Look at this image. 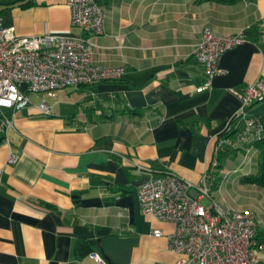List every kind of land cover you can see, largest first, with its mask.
I'll use <instances>...</instances> for the list:
<instances>
[{
    "label": "crops",
    "instance_id": "0c3cea01",
    "mask_svg": "<svg viewBox=\"0 0 264 264\" xmlns=\"http://www.w3.org/2000/svg\"><path fill=\"white\" fill-rule=\"evenodd\" d=\"M229 1V2H228ZM102 33L91 39V61L123 67L116 82L58 89L0 119V264H173L163 237L173 225L141 213L145 179L170 174L190 183L208 176L217 205L235 199L258 218L264 241V192L243 180L258 171L255 148L245 157L235 137L250 118L264 119V99L243 106L245 87L264 81V0H99ZM4 27L21 37H85L72 26L66 0H0ZM204 29L241 34L226 52L210 88L195 58ZM10 116L11 110H3ZM217 149V151H215ZM10 155L15 164H8ZM229 189V196L222 191ZM264 229V228H263ZM264 264V252L258 253Z\"/></svg>",
    "mask_w": 264,
    "mask_h": 264
},
{
    "label": "built area",
    "instance_id": "2783aa9c",
    "mask_svg": "<svg viewBox=\"0 0 264 264\" xmlns=\"http://www.w3.org/2000/svg\"><path fill=\"white\" fill-rule=\"evenodd\" d=\"M98 1L66 0L71 24L83 32L82 38L21 37L13 28L4 27L0 18V119L5 129L13 127L14 113L30 104L29 94L42 96L37 109L49 115L46 98L53 97L54 91L116 82L124 75L123 67H100L91 61V39L99 36L103 27ZM243 41L241 34L218 37L209 29L202 31L195 58L203 68L205 82L197 93L210 88L214 77L225 74L220 66L223 55ZM240 99L243 106L262 101L264 81L247 85ZM5 109L12 111L9 117L4 115ZM262 139L264 119L256 117L245 121L235 143L244 148L247 157ZM16 161L15 156H9L8 164ZM132 166L145 177L137 191L141 213L174 227L167 235L160 230L152 232L165 239L168 252L178 256L173 264H258L257 255L264 252V241L256 240V215L213 202L203 205L201 201L210 198L207 175L198 183H190L170 174L153 175L136 163ZM90 258L106 264L96 254Z\"/></svg>",
    "mask_w": 264,
    "mask_h": 264
},
{
    "label": "trees",
    "instance_id": "16d2710c",
    "mask_svg": "<svg viewBox=\"0 0 264 264\" xmlns=\"http://www.w3.org/2000/svg\"><path fill=\"white\" fill-rule=\"evenodd\" d=\"M255 148L257 149L259 155L258 171L255 175L244 179L243 182L256 185L264 192V139L258 141L255 144Z\"/></svg>",
    "mask_w": 264,
    "mask_h": 264
},
{
    "label": "rangeland",
    "instance_id": "374dc122",
    "mask_svg": "<svg viewBox=\"0 0 264 264\" xmlns=\"http://www.w3.org/2000/svg\"><path fill=\"white\" fill-rule=\"evenodd\" d=\"M227 189V188H226ZM229 189H227V191H225V193H224V191H222V194H224V195H227V196H229ZM219 194L216 192V193H211V198H212V200L214 201L213 203H215V204H217V196H218ZM231 195V194H230ZM203 204H205V205H207V203L205 202V201H203ZM232 204L233 205H231L232 207H230V208H232V209H235V210H237V211H251V212H253L255 215H256V217L258 218V216H257V214H256V212L255 211H253V210H251L250 209V207L249 206H247L248 208H246L245 210H238L237 209V206H239V205H241V204H243L242 206H246L247 205V203H244V202H242L241 200H239L238 198L237 199H235V203L234 202H232ZM264 212V211H263ZM264 217V216H263ZM264 228V221H263V227H261L260 226V229L261 230H264L263 229Z\"/></svg>",
    "mask_w": 264,
    "mask_h": 264
}]
</instances>
